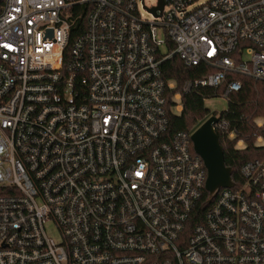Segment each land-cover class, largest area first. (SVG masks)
<instances>
[{"label": "built area", "instance_id": "1", "mask_svg": "<svg viewBox=\"0 0 264 264\" xmlns=\"http://www.w3.org/2000/svg\"><path fill=\"white\" fill-rule=\"evenodd\" d=\"M157 3L0 0V264H264V155L192 225L207 170L161 69L206 68L176 101L264 82V0Z\"/></svg>", "mask_w": 264, "mask_h": 264}, {"label": "trees", "instance_id": "2", "mask_svg": "<svg viewBox=\"0 0 264 264\" xmlns=\"http://www.w3.org/2000/svg\"><path fill=\"white\" fill-rule=\"evenodd\" d=\"M84 17L82 12L81 16L75 20L70 31V39L77 36L83 29ZM161 69L163 78L166 81H173L175 84L174 88L166 94L168 116L166 135H172L178 131H193L197 124L209 115V110L204 105V99L213 96L214 90L198 87L183 92L180 97L181 109L179 110L176 109L177 101L173 94L180 89L184 80L199 77L206 72V68L200 65L187 67L174 54L162 61ZM241 79V89L229 95L227 107L219 113V116L227 122L228 128L226 131L216 130L223 150L224 163L231 168V177L235 186L242 182L239 173L240 166L248 160L264 155V145L256 144L258 135H262L264 139V121L261 127L257 125L258 118L264 119V82L248 77ZM231 131H234L233 137L229 136ZM238 140L243 141L242 146L237 145ZM213 200L214 197L210 199L208 191L203 189L202 197L190 219L192 225L203 220V214Z\"/></svg>", "mask_w": 264, "mask_h": 264}, {"label": "water", "instance_id": "3", "mask_svg": "<svg viewBox=\"0 0 264 264\" xmlns=\"http://www.w3.org/2000/svg\"><path fill=\"white\" fill-rule=\"evenodd\" d=\"M162 7L163 0H158L157 6L150 10L155 13ZM216 121V116H209L193 130L190 136L193 150L202 158L207 170L205 189L210 197H213L221 187L233 185L231 168L224 163L223 150L213 128V123Z\"/></svg>", "mask_w": 264, "mask_h": 264}, {"label": "rangeland", "instance_id": "4", "mask_svg": "<svg viewBox=\"0 0 264 264\" xmlns=\"http://www.w3.org/2000/svg\"><path fill=\"white\" fill-rule=\"evenodd\" d=\"M156 1L157 0H144L147 6L155 4ZM177 104H181V101L177 100ZM204 105L209 110V115L213 113L219 114L221 111H223L227 107V99L220 95H213L210 97H206L204 99ZM176 109L179 110L178 108ZM257 121L263 123L264 119L258 118ZM49 230L53 236H56L55 232L52 229H49Z\"/></svg>", "mask_w": 264, "mask_h": 264}]
</instances>
